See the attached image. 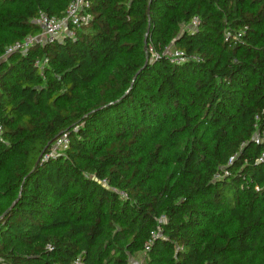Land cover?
<instances>
[{
  "label": "trees",
  "instance_id": "1",
  "mask_svg": "<svg viewBox=\"0 0 264 264\" xmlns=\"http://www.w3.org/2000/svg\"><path fill=\"white\" fill-rule=\"evenodd\" d=\"M70 2L0 0V264H264V0H91L4 58Z\"/></svg>",
  "mask_w": 264,
  "mask_h": 264
},
{
  "label": "built area",
  "instance_id": "2",
  "mask_svg": "<svg viewBox=\"0 0 264 264\" xmlns=\"http://www.w3.org/2000/svg\"><path fill=\"white\" fill-rule=\"evenodd\" d=\"M91 7V0H71L66 10L65 16L62 19L49 17L44 12H40L38 18L35 20V24L41 29V33L38 36H29L21 42H16L14 45L6 49L4 58L6 59L13 53L26 54L30 49L36 46H46L54 44L55 42L63 41L66 37H74L76 30L81 29L89 23L90 17L88 10ZM200 24L199 18H194L191 26L197 28ZM167 57L172 64L179 65L184 62V55L182 52L176 50L175 52L168 53ZM199 58H195L198 61ZM49 60L47 58H38L34 62V66L41 71L47 66ZM3 129L0 126V138L2 136ZM262 141L259 136L256 140L257 143ZM70 146V138L68 134L61 135L51 146L49 152L45 156L44 160L55 158L59 154H64ZM259 161H264V155ZM105 183V181H104ZM152 241H149L145 245L144 254L150 252ZM73 264H85L81 258H78Z\"/></svg>",
  "mask_w": 264,
  "mask_h": 264
},
{
  "label": "rangeland",
  "instance_id": "3",
  "mask_svg": "<svg viewBox=\"0 0 264 264\" xmlns=\"http://www.w3.org/2000/svg\"><path fill=\"white\" fill-rule=\"evenodd\" d=\"M176 50H177L176 48H174L173 46H170L168 48V53L175 52ZM151 52H152V55H153L154 52L152 50H151ZM124 197H126V196H124ZM129 262H130V264H146L145 255L144 254H138V255H136L134 257H131Z\"/></svg>",
  "mask_w": 264,
  "mask_h": 264
},
{
  "label": "water",
  "instance_id": "4",
  "mask_svg": "<svg viewBox=\"0 0 264 264\" xmlns=\"http://www.w3.org/2000/svg\"><path fill=\"white\" fill-rule=\"evenodd\" d=\"M147 35H146V39H147ZM145 48H147V42L146 41H145ZM42 157H43V154L40 156V158H39V160L37 162V165L41 162ZM18 200L12 205L11 209L15 206V204L18 202Z\"/></svg>",
  "mask_w": 264,
  "mask_h": 264
}]
</instances>
